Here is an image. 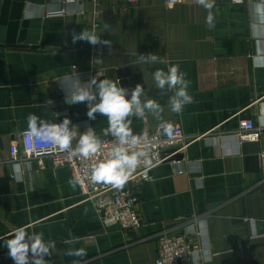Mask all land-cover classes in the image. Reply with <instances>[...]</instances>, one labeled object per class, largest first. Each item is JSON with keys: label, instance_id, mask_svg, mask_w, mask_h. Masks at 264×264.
Masks as SVG:
<instances>
[{"label": "crops", "instance_id": "1", "mask_svg": "<svg viewBox=\"0 0 264 264\" xmlns=\"http://www.w3.org/2000/svg\"><path fill=\"white\" fill-rule=\"evenodd\" d=\"M251 3L215 0L210 27L197 0H0V236L21 226L43 232L54 244L45 257L51 264H156L160 236L185 232L201 246L194 258L199 264H264V131L259 141L234 136L244 119L264 128V67L251 59ZM83 30L109 46L73 43V33ZM148 53L158 61L134 65ZM175 64L194 98L179 114L168 106L172 93L163 94L153 81L155 70ZM97 74L114 81L139 75L144 95L161 105L159 120L147 111L143 119L129 117L133 135L148 129L167 135L164 121L172 132L181 127L190 141L180 165L158 164L153 179L137 186L142 224L135 231L104 225L94 202L69 184L70 167L41 169L10 158L29 114L54 123L66 112L74 131L93 127L99 137L111 135H104L107 117L90 120L87 102L68 104L56 80L66 76L83 85ZM17 163L21 182L14 178ZM80 248L85 256L66 255ZM1 263L13 264L6 247H0Z\"/></svg>", "mask_w": 264, "mask_h": 264}, {"label": "clouds", "instance_id": "2", "mask_svg": "<svg viewBox=\"0 0 264 264\" xmlns=\"http://www.w3.org/2000/svg\"><path fill=\"white\" fill-rule=\"evenodd\" d=\"M197 3L208 11L206 23L214 27V15L212 9L215 0H197ZM83 9H81V12ZM249 30L252 39L255 40V54L251 57L254 67H264V0H252L249 10ZM86 41L93 46L108 45V40H102L94 31L83 30L73 33V43ZM158 57L154 53L140 55L134 65L156 63ZM61 89L66 92V102L70 105L87 102V117L95 120L97 114L107 117L108 127L104 129V135L111 134L116 138L115 145L110 154L93 164L90 179L92 183H103L113 188H121L128 181L130 174L136 169L140 158L145 156L143 151L129 152V145H136L137 138L131 129V116L143 119L145 113L151 112L158 120L162 111L161 105L155 100L144 95V86L137 83L135 87H123L120 79H99L98 74L88 82L81 85L72 82L69 77H57ZM153 81L156 88L163 90V94L171 92L168 96V106L174 113H181L186 105L194 102L189 93L190 81L186 79L185 73L180 70L178 64L171 65L165 71L157 69L153 73ZM95 89V91H93ZM264 113V109L261 110ZM264 124V115L261 116ZM71 119L65 117L60 123H52L42 119L35 114L27 117V133L32 137L52 143L61 150H70V156L88 158L95 155L101 148V143L93 127H88L79 137L76 147L72 148V140L76 133L73 129ZM160 128L168 135L172 134V125L161 121ZM14 178L17 182L23 179V169L20 164L13 165ZM79 177H74L69 184L75 188L80 183ZM200 235H206V225L201 223ZM8 237V238H5ZM0 247H6L8 256L13 264H51L45 257L53 255L54 244L46 241L43 232H27L21 226L13 230L7 236H0ZM31 254V255H30ZM68 256L82 257L86 250L69 249ZM206 260L210 259L207 248L204 251Z\"/></svg>", "mask_w": 264, "mask_h": 264}, {"label": "built area", "instance_id": "3", "mask_svg": "<svg viewBox=\"0 0 264 264\" xmlns=\"http://www.w3.org/2000/svg\"><path fill=\"white\" fill-rule=\"evenodd\" d=\"M138 2L139 0H128ZM181 0H166L167 4L173 5ZM234 3H243L244 0H233ZM58 13H64L63 8ZM66 112H59L58 119L54 123H60L65 118ZM70 118V117H68ZM71 119V118H70ZM71 122L73 123L72 119ZM264 128L255 125L252 119L240 121L235 131V138L243 143L259 141ZM71 147H76L79 137L82 135L75 131ZM137 138V144L128 146L129 152L143 151L144 157L135 170L130 174L128 181L121 188H113L103 183H92L90 179L91 168L94 163L107 157L118 141L112 135L99 137L101 148L93 156L88 158L70 156V150H61L56 145L32 137L27 129L22 131L18 139L10 147V158L18 163H35L39 168H44L47 163L54 167L68 166L71 168L73 177H79L80 195L85 200L94 202L99 218L104 225H118L123 230L135 231L142 224L139 212L140 197L137 194V186L140 182L153 179L152 169L161 163L171 161L180 165L181 160L176 156L184 153L190 141L181 127H176L171 135H163L153 130H146ZM194 139V138H193ZM264 164V148L261 151ZM200 235V232L198 233ZM158 256L156 264H199L194 258L200 254L201 246L193 236L188 233L172 234L165 232L158 239ZM5 264V263H1Z\"/></svg>", "mask_w": 264, "mask_h": 264}, {"label": "water", "instance_id": "4", "mask_svg": "<svg viewBox=\"0 0 264 264\" xmlns=\"http://www.w3.org/2000/svg\"><path fill=\"white\" fill-rule=\"evenodd\" d=\"M122 79L120 80L121 81V85L123 87H129V86H132V87H135V85L137 83H140L143 85L142 81L140 80V76L139 75H135V76H130L129 74H124L122 75ZM183 157V154L180 153L176 156L177 159H180Z\"/></svg>", "mask_w": 264, "mask_h": 264}]
</instances>
